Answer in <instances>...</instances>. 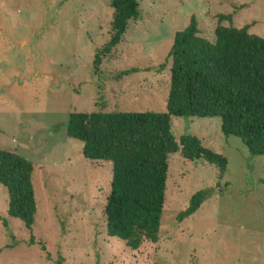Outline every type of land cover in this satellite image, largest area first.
Masks as SVG:
<instances>
[{"label":"rangeland","instance_id":"1","mask_svg":"<svg viewBox=\"0 0 264 264\" xmlns=\"http://www.w3.org/2000/svg\"><path fill=\"white\" fill-rule=\"evenodd\" d=\"M138 1L142 18L97 67L111 38L112 0H0V150L34 163L38 202L29 229L10 216L0 183V264H264V155L227 135L221 117L172 118L179 142L197 136L228 166L192 161L182 149L170 156L159 241L134 250L108 235L113 163L85 157L84 143L68 134L70 115L167 113L172 47L193 16L213 42L221 15L232 18L221 24H249L264 37V0ZM202 189L211 194L179 221Z\"/></svg>","mask_w":264,"mask_h":264},{"label":"trees","instance_id":"2","mask_svg":"<svg viewBox=\"0 0 264 264\" xmlns=\"http://www.w3.org/2000/svg\"><path fill=\"white\" fill-rule=\"evenodd\" d=\"M111 4V38L96 55L97 67L103 54L121 44L129 22L142 18L138 0ZM225 19L231 15L220 16L215 42L199 34L196 16L176 33L167 113L98 110L70 115L68 134L84 143L85 157L113 163L107 231L131 249L159 241L172 154L182 149L188 159H204L222 172L228 166L227 157L205 147L197 136L184 135L179 142L172 129L174 116L221 117L227 135L240 137L253 155H264V37L251 33L249 24H221ZM34 170V163L18 152L0 150V183L9 190V214L29 229L38 212ZM210 194L209 189L195 193L179 221L197 212Z\"/></svg>","mask_w":264,"mask_h":264}]
</instances>
